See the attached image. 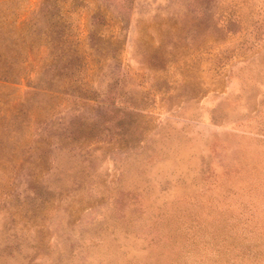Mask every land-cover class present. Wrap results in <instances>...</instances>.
<instances>
[{
    "label": "rangeland",
    "instance_id": "obj_1",
    "mask_svg": "<svg viewBox=\"0 0 264 264\" xmlns=\"http://www.w3.org/2000/svg\"><path fill=\"white\" fill-rule=\"evenodd\" d=\"M0 264H264V0H0Z\"/></svg>",
    "mask_w": 264,
    "mask_h": 264
},
{
    "label": "trees",
    "instance_id": "obj_2",
    "mask_svg": "<svg viewBox=\"0 0 264 264\" xmlns=\"http://www.w3.org/2000/svg\"><path fill=\"white\" fill-rule=\"evenodd\" d=\"M165 225H166V227H168V224L167 223H165Z\"/></svg>",
    "mask_w": 264,
    "mask_h": 264
}]
</instances>
